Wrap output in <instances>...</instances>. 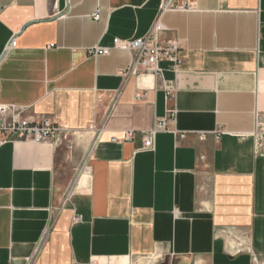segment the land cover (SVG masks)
<instances>
[{"label": "crops", "instance_id": "0c3cea01", "mask_svg": "<svg viewBox=\"0 0 264 264\" xmlns=\"http://www.w3.org/2000/svg\"><path fill=\"white\" fill-rule=\"evenodd\" d=\"M156 19L179 64L125 75ZM0 104L66 133L0 143V264H264V0H0Z\"/></svg>", "mask_w": 264, "mask_h": 264}, {"label": "built area", "instance_id": "2783aa9c", "mask_svg": "<svg viewBox=\"0 0 264 264\" xmlns=\"http://www.w3.org/2000/svg\"><path fill=\"white\" fill-rule=\"evenodd\" d=\"M193 6L190 3L181 5H171L162 2L160 12L171 9L189 10ZM94 20L99 19V9L92 13ZM163 30V26L156 19L147 35L133 40H121L115 38L112 47L127 50L131 55L130 66L125 75H138L142 72H150L157 76L160 74L158 63L167 61L170 63L171 69L175 70L179 64L178 51L180 44L175 40H162L159 33ZM10 45L15 46V41H11ZM109 47L95 46L89 49V53L94 56L105 55L109 52ZM167 95H171L168 90ZM137 98H140L136 95ZM175 110H169L167 116L162 119H156L148 130L140 131L142 150H153L154 136L157 132H172L177 138H183L184 134H179L175 128L168 127V121L175 120ZM93 129V126H91ZM100 132V131H98ZM134 130H124L121 138L113 137L112 140L128 141L133 138ZM62 138L66 137V133L62 132L60 125L49 117H41L39 119H29L20 116V113L14 109L0 104V143L10 141L30 140L34 142L54 140L58 135ZM218 134V133H217ZM254 138L258 144L264 143V122L258 121ZM74 184L70 185L66 190V196L74 192ZM80 216H75L74 221H80Z\"/></svg>", "mask_w": 264, "mask_h": 264}, {"label": "bare ground", "instance_id": "6f19581e", "mask_svg": "<svg viewBox=\"0 0 264 264\" xmlns=\"http://www.w3.org/2000/svg\"><path fill=\"white\" fill-rule=\"evenodd\" d=\"M149 262V261H148Z\"/></svg>", "mask_w": 264, "mask_h": 264}]
</instances>
